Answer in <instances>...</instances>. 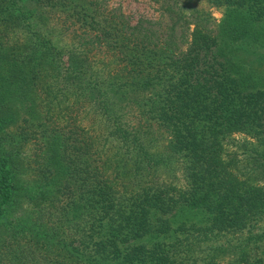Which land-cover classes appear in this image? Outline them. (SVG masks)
<instances>
[{"label": "trees", "instance_id": "obj_1", "mask_svg": "<svg viewBox=\"0 0 264 264\" xmlns=\"http://www.w3.org/2000/svg\"><path fill=\"white\" fill-rule=\"evenodd\" d=\"M110 1L0 0V264H264V0Z\"/></svg>", "mask_w": 264, "mask_h": 264}, {"label": "rangeland", "instance_id": "obj_2", "mask_svg": "<svg viewBox=\"0 0 264 264\" xmlns=\"http://www.w3.org/2000/svg\"><path fill=\"white\" fill-rule=\"evenodd\" d=\"M118 1L120 2V0H111L110 1V4H116V2H118ZM115 6H117V4ZM123 6L125 7L126 6V3L123 2ZM206 8L209 9L208 6H206ZM210 11L212 12L213 18L216 21H218L220 19V17H221V13L219 11L215 10V9H210ZM236 138L240 139L241 136L240 135H237Z\"/></svg>", "mask_w": 264, "mask_h": 264}]
</instances>
